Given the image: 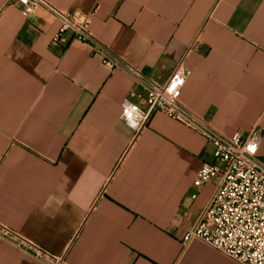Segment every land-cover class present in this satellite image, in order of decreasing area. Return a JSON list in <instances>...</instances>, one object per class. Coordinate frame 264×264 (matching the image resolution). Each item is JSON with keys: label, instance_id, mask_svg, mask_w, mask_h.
Returning <instances> with one entry per match:
<instances>
[{"label": "crops", "instance_id": "obj_1", "mask_svg": "<svg viewBox=\"0 0 264 264\" xmlns=\"http://www.w3.org/2000/svg\"><path fill=\"white\" fill-rule=\"evenodd\" d=\"M48 1L159 83L184 62L182 105L226 135L258 127L264 163V0ZM60 26L0 0V227L66 264H238L184 242L215 189L193 186L212 145L162 112L128 126L145 91L87 44L52 46ZM0 264L48 263L0 237Z\"/></svg>", "mask_w": 264, "mask_h": 264}, {"label": "built area", "instance_id": "obj_2", "mask_svg": "<svg viewBox=\"0 0 264 264\" xmlns=\"http://www.w3.org/2000/svg\"><path fill=\"white\" fill-rule=\"evenodd\" d=\"M11 3L21 6L25 17L38 8H45L60 21L52 46L66 48L74 41L87 44L102 57L108 68L121 69L132 77L135 86L146 93V108L132 101L131 98L141 97L137 91H132L122 104L121 120L128 126L140 131L155 113L162 112L212 145V160L203 163L193 186L198 190L213 184L215 189L184 242L201 240L238 264H264V163L259 160L261 130L256 127L247 135L238 132L226 135L184 107L181 96L189 75L184 62L175 68L167 82L159 83L116 58L93 36L87 18L63 12L48 0H11ZM0 237L48 264H66L64 259L50 256L6 227H0Z\"/></svg>", "mask_w": 264, "mask_h": 264}, {"label": "rangeland", "instance_id": "obj_3", "mask_svg": "<svg viewBox=\"0 0 264 264\" xmlns=\"http://www.w3.org/2000/svg\"><path fill=\"white\" fill-rule=\"evenodd\" d=\"M141 107V106H140ZM141 108H143V107H141ZM146 108V106L143 108V109H145Z\"/></svg>", "mask_w": 264, "mask_h": 264}]
</instances>
